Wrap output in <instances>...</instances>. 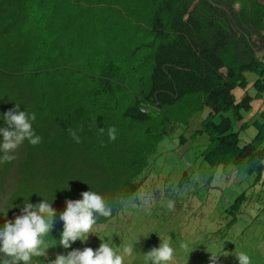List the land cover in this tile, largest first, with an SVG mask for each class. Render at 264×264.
<instances>
[{
    "label": "trees",
    "instance_id": "1",
    "mask_svg": "<svg viewBox=\"0 0 264 264\" xmlns=\"http://www.w3.org/2000/svg\"><path fill=\"white\" fill-rule=\"evenodd\" d=\"M16 104L35 113L41 142L25 141L15 159L0 163V228L24 201L53 200L57 210L47 238L57 243L30 264L94 249L101 240L122 251L118 224L132 225L137 209L115 201L149 188L169 216L185 209L165 241L176 264H200L201 250H216L215 244L242 249L233 224L264 217V4L258 0H0V127ZM112 126L117 138L110 142ZM69 128L82 129L80 143ZM169 140L175 144L167 149ZM176 147L191 151V162L183 167L175 150L171 169L162 168ZM221 178L222 191L246 187L222 211L210 204L201 219L200 201L191 210L184 195L197 194L201 183L216 187ZM90 190L113 204L112 215L98 219L94 241L89 234L64 249L59 214L67 199ZM159 244H133L130 264H146L145 250ZM181 244L193 245L188 260Z\"/></svg>",
    "mask_w": 264,
    "mask_h": 264
},
{
    "label": "clouds",
    "instance_id": "2",
    "mask_svg": "<svg viewBox=\"0 0 264 264\" xmlns=\"http://www.w3.org/2000/svg\"><path fill=\"white\" fill-rule=\"evenodd\" d=\"M3 119L6 127H0V153H2L0 163H8L15 159L12 153L25 141L33 146L41 142V137L35 133L32 127V122L36 119L35 113L21 111L20 106L16 104L14 108L3 114ZM92 123L94 124L95 121L93 120ZM80 130L82 129H68V134L75 143L81 142L78 135ZM99 132L103 135L105 129L99 128ZM107 136L110 142L115 141L117 129L114 126L109 127ZM80 195L82 199H67L65 201L66 209L58 217V220L63 224L59 244L64 249L71 248L72 243L78 240L84 243L89 234L93 240V228L98 219L100 217L108 218L113 212V204L107 202L100 194L90 190L84 191ZM153 196V192L141 190L129 197H118L115 204L139 207L150 204ZM52 201L49 202L42 198L35 205L24 201L20 214L15 216L14 221L5 220L3 227L0 228V264H30L34 257H46V250L56 245L55 240L52 239L54 243L51 245L47 240L57 222V210L52 207ZM228 202L225 199L222 204ZM212 205L214 204L212 203ZM168 207H173L172 202H169ZM233 225H238V223ZM210 226L224 228L225 223L213 222ZM95 244L97 247L94 249L85 247L83 250L68 251L66 255L57 254L56 257L51 258L55 259L51 260L49 264H124L125 257L131 256L134 251L133 244L124 246L122 251L114 249L113 243L102 240L101 242L96 241ZM219 245L215 244L216 248ZM225 245L227 242L222 246ZM180 248L188 254V260L191 253L188 245L181 244ZM201 252L196 257L200 264H252L251 257L244 251H237L228 259L217 255L215 250L209 248L203 249ZM174 258L175 249L168 242H161L159 247L153 248L145 254L146 264L149 262L150 264H176Z\"/></svg>",
    "mask_w": 264,
    "mask_h": 264
},
{
    "label": "rangeland",
    "instance_id": "3",
    "mask_svg": "<svg viewBox=\"0 0 264 264\" xmlns=\"http://www.w3.org/2000/svg\"><path fill=\"white\" fill-rule=\"evenodd\" d=\"M258 2L260 4H264V0H258ZM253 105L254 107H252V109L249 112H247V116H250L252 113L256 111L257 104H253ZM251 131L253 130H249V133ZM174 144H175L174 140H169L168 144L165 145V147L167 149H170L172 148L171 145ZM175 150L180 154V156L178 155L179 158L176 156ZM190 152L184 151L182 147H176L173 151L168 153L169 157L167 158V161H165V164L163 165L162 168L171 169L170 166L175 161L176 157L178 158L179 163L183 167L186 166L187 164H189V162H191L192 159L191 154H189ZM180 164L174 165V169L177 171L180 170L182 168ZM177 171H174V173H177ZM217 184L218 185L215 188H209L208 185H202L201 183V186H199L198 188L197 194L190 195L188 193H185L184 195L185 199L191 202L192 205L191 210H194L197 203H199L200 201L201 219H206L208 217L209 214L207 212V208L209 207L210 204L213 203L214 208L217 211L219 210L222 211L223 208L226 206V204L225 205L222 204L223 200L228 198L230 199V202H232L231 201L232 198L240 191H243L244 188L246 187V185L242 186L239 184H235L233 186H229L231 188H227L226 191L225 190L222 191V189H224L227 186V183H225V178H221L220 180H217ZM209 185L212 184L210 183ZM145 190L150 191V188ZM136 209H135L136 213L133 216L134 223L132 225H128L126 223H121V222L118 224L120 230V232L118 233V237L121 239L123 247L128 244H138L140 246H143L147 243L158 244V241H160V243L167 241L168 238L178 229V226H174V221L178 220L181 214L183 213V211L185 210L184 208H181L178 214L174 212L171 213V215L169 216L168 215L169 212L167 210L166 204L158 202V199H155L154 197L150 202V204L141 205L139 207H136ZM184 216H186V220H188L189 211H187V213ZM243 223L244 222L241 219H238V225H234L232 228V230L235 231L233 237H236L235 238L236 245L241 246L242 244H244L243 248L239 250L238 248L233 249L229 245H225V246H220V249L216 248L215 253L217 255H221L222 257L228 259L237 251H245L250 255L251 262L254 264H258L256 262V260L258 259L256 253L260 250V248L264 247V217H261L258 220V222H249L248 223L249 225ZM246 225L249 226L248 231L245 229ZM109 228L113 229V226L111 225ZM151 232L160 233L161 238L153 239V236L150 234ZM239 232H242L243 234L241 233L238 235ZM146 236L148 237L145 238ZM200 238L202 239L203 242H205V245H207L208 243L207 240H209V234L205 235V231H202L200 234ZM178 239L179 238L177 237V239L174 240V243ZM188 247L189 250L191 251L193 245L190 244L188 245ZM144 250L145 249L143 248V251ZM145 252L148 251L145 250ZM225 254L226 256H224ZM185 256L187 257V255ZM130 262H131V256H126L124 259V264H130Z\"/></svg>",
    "mask_w": 264,
    "mask_h": 264
}]
</instances>
